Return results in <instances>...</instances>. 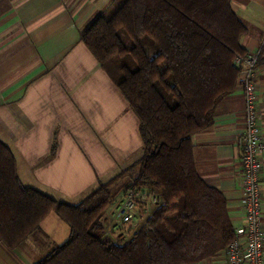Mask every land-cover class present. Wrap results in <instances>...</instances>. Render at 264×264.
<instances>
[{
	"label": "trees",
	"instance_id": "obj_1",
	"mask_svg": "<svg viewBox=\"0 0 264 264\" xmlns=\"http://www.w3.org/2000/svg\"><path fill=\"white\" fill-rule=\"evenodd\" d=\"M247 31L231 0H118L97 14L80 40L136 114L143 141V155L123 169L137 167L123 189H151L160 202L129 238L111 239L103 222L115 177L76 204L59 201L21 182L0 140V242L15 248L54 212L70 235L34 264H196L223 251L234 238L227 200L198 174L193 137L240 82L234 58L248 53Z\"/></svg>",
	"mask_w": 264,
	"mask_h": 264
},
{
	"label": "crops",
	"instance_id": "obj_2",
	"mask_svg": "<svg viewBox=\"0 0 264 264\" xmlns=\"http://www.w3.org/2000/svg\"><path fill=\"white\" fill-rule=\"evenodd\" d=\"M115 1L0 0V140L13 150L21 182L59 201L80 202L144 153L136 114L80 40L91 20L111 12ZM231 4L248 28L242 45L260 52L256 83L264 135V0ZM243 76L242 70L240 82ZM240 82L217 105L212 126L193 137L196 170L226 197L233 227L245 222ZM260 176L264 215V157ZM69 235V225L50 212L15 248L0 242V264H34ZM196 264L228 263L219 251Z\"/></svg>",
	"mask_w": 264,
	"mask_h": 264
},
{
	"label": "built area",
	"instance_id": "obj_3",
	"mask_svg": "<svg viewBox=\"0 0 264 264\" xmlns=\"http://www.w3.org/2000/svg\"><path fill=\"white\" fill-rule=\"evenodd\" d=\"M259 54V50H256L246 55L236 54L234 58L244 73L240 85L245 99V132L239 141L242 148L241 204L245 222L233 227L234 238L223 250L228 264H264V215L260 190L264 135L258 118L259 95L256 83ZM121 192L114 216L117 225L130 222L134 210H140V207L146 209L148 204L155 206L160 202L158 195L151 189H135L130 186Z\"/></svg>",
	"mask_w": 264,
	"mask_h": 264
},
{
	"label": "rangeland",
	"instance_id": "obj_4",
	"mask_svg": "<svg viewBox=\"0 0 264 264\" xmlns=\"http://www.w3.org/2000/svg\"><path fill=\"white\" fill-rule=\"evenodd\" d=\"M115 2L117 3L118 0H116ZM116 6H117V4H116ZM120 36H121L122 40L127 45L132 44L131 39L129 38V36L126 34L125 31L121 30ZM143 40H144V42L149 41L147 37H144ZM126 62H128V63L131 62L134 66V62H133V60H131V58L127 57ZM121 172H119L118 174L113 176L115 178L113 179L112 184L110 185V189H111L112 194H115L116 197L114 198V200L110 203V205L105 210V213H108V216L110 217V219H109V217H107V214H106V223H105L106 229H107V231H109V228H110V231L112 233V235H111V233L109 235L108 234L107 235L110 237H114V240L125 239L124 237L129 238L131 236V234L133 233V231H135L136 229H138L140 227V225L143 223V221L146 217V214L149 211H151L153 208V206L151 204H148L146 209H145V207H140L141 208L140 210L139 209L134 210L132 213L133 215L131 217V221L126 223V224L117 225L116 220L111 221L112 215L114 214V216H115L114 210L117 206V202L121 198V197L119 198V194L123 193L121 191H122L123 187H125L126 184H128L130 181H133V178L137 172V167L130 168L126 171H123L122 173ZM121 237H123V238H121Z\"/></svg>",
	"mask_w": 264,
	"mask_h": 264
}]
</instances>
